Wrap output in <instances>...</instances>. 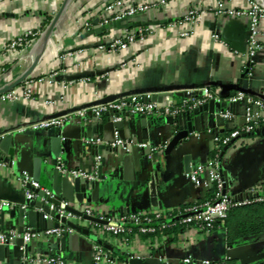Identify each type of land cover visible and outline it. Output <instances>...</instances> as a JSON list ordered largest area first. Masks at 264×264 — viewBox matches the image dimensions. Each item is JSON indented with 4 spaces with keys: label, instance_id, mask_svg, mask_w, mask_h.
I'll use <instances>...</instances> for the list:
<instances>
[{
    "label": "crops",
    "instance_id": "crops-1",
    "mask_svg": "<svg viewBox=\"0 0 264 264\" xmlns=\"http://www.w3.org/2000/svg\"><path fill=\"white\" fill-rule=\"evenodd\" d=\"M112 1L0 0V89L19 79L40 57L32 75L17 87H31L32 100L0 103V138L12 137L7 147L0 146V154L6 164L5 168H0V193L26 196V191L33 192L24 189L20 181L23 171L19 163L23 150L31 154L28 177L33 180L31 176L35 173L36 164L39 163V167L41 164L38 183L47 189L52 172L57 170V158L61 157L69 170L92 171L95 158L98 155L104 157L98 180L100 198L104 201L73 205L76 209L94 205L121 216L127 208L142 200L151 179L158 172L165 178L164 185H172V189L158 205L148 209L166 213L177 211L204 199L212 188L205 185L209 183L206 174L200 179L203 187L191 183L183 159L170 160L159 170L160 157L175 135L176 125L167 123L166 117L157 114L130 117L119 128L122 137L136 143L147 142L159 149L153 157L138 149L131 154H123L105 146L87 145L85 139L95 135L112 137L109 116H104L101 121L74 118L50 131L28 128L64 111L74 113L109 96L124 98L154 93L158 95V102L165 105L167 93L173 91V100L180 104V91L203 87L207 83L215 84L212 89L218 94L221 92L219 86L237 84L264 95V18L260 24L263 51L253 59L249 68L246 58L249 20L216 15L217 0H169L165 6L111 23L116 12L108 11L107 7ZM139 1L154 5L160 0ZM249 1L253 0H229V4L233 8L246 9ZM260 2L264 5V0ZM190 8L198 13L197 30L194 36L183 39L179 37V29L171 28L170 24L183 18ZM106 20L113 25L109 31L103 30ZM136 28H148L151 33L145 41L129 44L126 51L100 52V44L107 45L112 38ZM29 30L40 34L26 49L7 47L10 41L23 37ZM215 33L220 35L219 41L214 40ZM62 51L73 56L62 60L59 55ZM222 108L233 112L232 122L223 119V109L215 110L213 116L206 118L202 130L183 145L182 157L189 156L192 167L211 159L218 146L216 138L243 124V104L232 106L223 102ZM13 145L15 156L12 158L4 149ZM218 160L222 162L220 171L226 176L227 193L234 199L247 197L252 189L257 194L264 193L263 135L242 137L229 148L223 160L221 155ZM7 202L11 208L0 213V233L8 228L19 232L21 229L31 230L28 219L21 226L23 221L20 217L12 215V210L19 206ZM36 211L41 212L39 209ZM44 220L39 218L37 222ZM50 220L60 222L55 217ZM72 223L89 230L90 235L79 233L60 222L61 227L67 226L72 232L63 234L61 241L40 238L32 242L29 244V258L51 255L66 264H94V247L104 248L99 241L113 248V251L104 248L111 254L117 251L128 257L151 259L152 264H185L188 257L197 264L205 261L212 264H253L264 252V235L229 246L226 230L222 227L208 233L189 228L176 241L168 237L152 240L135 234L122 244L111 235L100 236V229L84 218L78 217ZM52 243H58L59 247L54 249ZM18 257L20 254L14 251L13 245H0V264H12ZM112 258V263L103 264H125L118 256L112 255Z\"/></svg>",
    "mask_w": 264,
    "mask_h": 264
},
{
    "label": "built area",
    "instance_id": "built-area-1",
    "mask_svg": "<svg viewBox=\"0 0 264 264\" xmlns=\"http://www.w3.org/2000/svg\"><path fill=\"white\" fill-rule=\"evenodd\" d=\"M169 0H160L158 4H148L139 0H114L108 7V11L116 12L115 18L111 23L121 21L126 18H132L138 14L147 13L157 7H162L168 4ZM261 1V0H260ZM259 0L249 1V7L246 9L233 8L229 4V0H217L215 7L216 15L226 16L228 18H245L249 20L248 34H247V51L246 58L248 65L252 63L253 59L263 51V45L261 43V20L264 18V5ZM198 13L196 9H188L187 13L183 18L178 21L171 23V28L179 29V37L183 39L194 36L197 30ZM105 25L110 24L107 20ZM151 33L148 28H136L135 30H128L121 34L120 37L112 38L107 45L100 44V52H113V51H126L129 44L136 41H145L148 34ZM39 32L34 30L27 31L23 37L13 39L7 45L12 50L26 49L30 42L33 41ZM214 40L219 41L220 35L215 33L213 36ZM60 58L62 60L67 57H72L73 54L65 51L61 52ZM181 98L179 103L173 100L174 92H168L167 103L162 105L157 100V94L146 93L141 95H133L117 99L113 102L100 105H90L83 109L76 111L71 114H67L58 118H52L42 120L33 123L28 126L33 131L46 130L60 128L74 118L81 121H89L93 118L96 121H101L104 116H109L112 124L120 125L127 121L130 117L138 116H151L158 115L160 117H175L186 109L198 108L205 103L214 100L218 103L227 102L232 106L243 104L245 107L244 121L243 124L233 128L229 134L216 138V142H222L225 147L233 146L243 136L252 135L256 130L264 128V100L262 98L248 95L243 92L234 93L230 98L223 99L220 94L216 93L211 86L205 84L203 87L189 88L180 91ZM33 98V90L31 87H25L24 89L15 88L5 94H0V103H12L20 100L30 101ZM48 104H51L48 102ZM224 120L232 122L234 114L230 110H224L221 113ZM91 116V117H90ZM26 129V128H25ZM235 141V143H234ZM85 143L90 146H105L109 150L117 151L123 154H131L134 150L138 149L145 152L149 157H153L159 149L153 148L147 142L136 143L133 140L126 139L121 136L119 129H115L112 137L95 135L85 139ZM216 149H219L217 146ZM104 157L98 155L95 158L94 169L92 171H86L80 168H74L69 170L61 157L55 161V167L62 175L73 179H81L84 183L91 185L92 183L99 180L100 168L102 167ZM221 164L222 162L218 159H210L205 164H198L192 167L191 172L188 174V180L193 183L196 187H203L204 184L201 182V176L206 174L208 176L211 187L216 186L218 190L217 199L215 201H206L201 207L189 208L186 211L189 212L183 219L182 222L185 224L192 225L191 228H195L199 232H210L214 228V224L218 221H223L228 210L232 206H243L251 203L252 201L262 202L264 201V193L257 194L252 189L247 197L243 199H234L229 193H225L226 180L221 175ZM2 156L0 154V168H5ZM21 185L24 189L30 185L33 192L26 191L28 199L37 200L42 199L41 202L49 207V210L59 215L61 219L73 222L79 216L67 211L63 207H57L53 203L41 198L37 191H41L47 197L54 198L52 192L44 188L40 183L31 180L27 174H23L20 179ZM63 205L68 206V203ZM11 208V204L7 201L0 200V213L7 211ZM83 213L84 216L94 217L101 221H109L119 223L121 226H101L94 224V227L100 229L99 235H111L115 237L120 243H127L128 235L132 232L131 226H138L139 233L137 234H152L157 231L152 226L151 216L161 218L166 216V212L158 209H145L136 213L126 214L119 216L115 211H109L104 208H99L94 205H86L81 209H77ZM44 218L47 220L52 219L51 214H45ZM83 218V217H80ZM162 226L160 229L165 228ZM72 229L69 227H59L52 230H47L42 233H32L31 230H27L24 233H20L17 229L8 228L4 232L0 233V245L7 246L13 243L17 238H22L25 244H31L32 242L40 238H60L65 233H71ZM30 264H66L59 258L51 255H37L28 258ZM112 254L105 250L101 246L94 247V264H103L105 262L112 263ZM185 264H197L190 257L184 260ZM202 264H212L209 261L202 262Z\"/></svg>",
    "mask_w": 264,
    "mask_h": 264
},
{
    "label": "water",
    "instance_id": "water-1",
    "mask_svg": "<svg viewBox=\"0 0 264 264\" xmlns=\"http://www.w3.org/2000/svg\"><path fill=\"white\" fill-rule=\"evenodd\" d=\"M58 17L55 19L54 24L56 23ZM112 24L105 25L103 27V30L109 31L112 28ZM40 57H38L34 64L26 71L19 79H17L14 83L0 89V94H5L20 85H22L27 78H29L34 69L36 68ZM209 86H213L215 84L213 83H207ZM221 89L220 96L223 99L230 98L234 93L237 92H243L248 95L256 96L259 98H262L264 100V95L253 92L249 89H246L244 87H241L240 85H221L219 86ZM121 98V97H119ZM116 96H109L102 100H99L93 105H100V104H106L109 102H113L117 99H119ZM158 100V98H157ZM222 103H218L214 100H211L208 103H205L204 105L194 108V109H188L186 111L181 112L176 117H166L165 120L167 123L176 125V133L173 136V138L170 140V142L166 145V147L163 150V153L160 157V164H159V170L160 168H164L166 163H168L170 160H179L183 159L185 163V172L186 174H189L192 170V164H191V158L189 156L182 157V147L184 144H186L192 135L199 133L203 125H205L206 118L209 116H213L215 114V110H222ZM224 111V109L222 110ZM70 111H64L57 115H53L50 117L52 118H58L67 114H71ZM194 116V117H193ZM123 124V123H122ZM116 125V124H110V127L112 129V134L115 131V129H119L122 125ZM253 135H263L264 136V128L261 130H256ZM11 135H6L5 137L0 138V146H6L8 144V141ZM244 138H247L248 136H243ZM235 143V141H234ZM231 146L225 147L223 153L221 154V159H224V156L226 152L229 150ZM4 151L10 156H15V145L10 146L8 149L5 148ZM20 157L22 159L21 164L19 163V167L23 171V174H30V159L31 154L28 151H21ZM42 162V161H41ZM41 167V164H40ZM39 163L36 164L35 167V173L34 175H30L32 179L36 182H40L41 180V172H40ZM221 175L223 176L224 180H226V176L223 171H221ZM264 179V175L262 177ZM164 176L162 173L158 172L150 181L148 190L142 197V200L136 203L135 206L127 208L126 211L122 214H131L136 213L141 210H145L150 208L151 206L158 205L160 203V199L169 192L172 188V185H164ZM28 189H32L30 185L27 186ZM48 189L52 192L54 198L47 197L44 193L41 191H37L38 195L46 199L47 201L53 203L57 207H63L69 212H72L76 214L79 217H83L87 221H89L92 224H97L101 226H121L119 223L116 222H109V221H101L94 217H87L84 216L82 212L74 208L73 205H82V204H93V203H99L103 202L104 200L100 198L99 189H100V183L99 181H96L92 183L91 185H88L84 183L81 179H73L70 177H66L62 175L59 171L55 170L52 172L51 177V183L48 185ZM227 192V184L225 193ZM0 199L10 201L12 203L17 204L19 207L15 210H12V215H18L20 219L23 221L21 226H24L25 220L28 219V226H30L32 233H42L47 230H52L55 228L60 227V222H54L51 220H47L44 218L45 214H51L52 217H55L56 219H60L59 215L55 212H52L49 210V207L44 205L42 202H39L37 200L28 199L26 196H19L17 193H0ZM65 203H68L69 205H63ZM36 209L41 210V212L36 211ZM45 219L44 222L38 223V219ZM61 222L65 225L75 229L77 232L85 234L87 236L90 235V231L87 229H81L76 224L72 223L71 221H66L65 219H61ZM26 230L21 229L20 233H24ZM64 239V237H61L60 239H55L56 241H61ZM94 239H96L94 237ZM100 244L104 246V248L113 251V248L107 244L102 243L99 241ZM58 243H52L51 246L56 249L59 247L57 245ZM13 249L17 254H20V257H18L12 264H30L28 261L29 258V244H25L22 238H17L15 241H13L12 244ZM9 246V245H7ZM264 262V252L258 257L257 261L253 264H256L258 262ZM125 264H152L151 259L146 260L141 257H135L131 256L128 257L125 261ZM11 264V263H9Z\"/></svg>",
    "mask_w": 264,
    "mask_h": 264
},
{
    "label": "trees",
    "instance_id": "trees-1",
    "mask_svg": "<svg viewBox=\"0 0 264 264\" xmlns=\"http://www.w3.org/2000/svg\"><path fill=\"white\" fill-rule=\"evenodd\" d=\"M251 68L250 66H248ZM253 135V134H252ZM219 149H216L211 155V159H219L225 146L222 142L218 143ZM218 190L216 186L212 187L204 199L199 200L197 203L185 205L177 211L168 212L166 216L157 218L151 216L152 226L157 229L152 234H142L143 238H151L152 240L161 237H168L169 240L176 241L180 235L192 225L185 224L182 219L189 213L186 210L193 207H201L206 201H215L217 199ZM162 226H166L160 229ZM222 227L226 230L227 242L229 246H234L236 243L241 242L247 238H256L264 235V201H252L243 206H232L227 216L223 221H218L214 224L213 230ZM132 232L128 235V240L139 233L138 226H131ZM211 230V231H213ZM112 255L118 256L119 260L125 261L128 256L120 254L115 251ZM256 264H264L263 261Z\"/></svg>",
    "mask_w": 264,
    "mask_h": 264
}]
</instances>
